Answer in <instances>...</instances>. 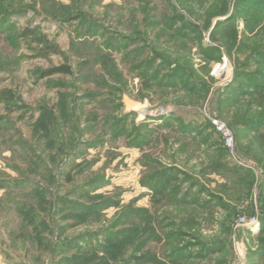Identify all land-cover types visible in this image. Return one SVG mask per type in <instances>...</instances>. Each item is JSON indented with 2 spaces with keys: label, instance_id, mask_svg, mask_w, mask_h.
I'll return each instance as SVG.
<instances>
[{
  "label": "rangeland",
  "instance_id": "374dc122",
  "mask_svg": "<svg viewBox=\"0 0 264 264\" xmlns=\"http://www.w3.org/2000/svg\"><path fill=\"white\" fill-rule=\"evenodd\" d=\"M0 264H264V0H0Z\"/></svg>",
  "mask_w": 264,
  "mask_h": 264
},
{
  "label": "built area",
  "instance_id": "2783aa9c",
  "mask_svg": "<svg viewBox=\"0 0 264 264\" xmlns=\"http://www.w3.org/2000/svg\"><path fill=\"white\" fill-rule=\"evenodd\" d=\"M224 130H225V133L229 135L228 131H226V129H224ZM228 139H229L228 141L230 142L231 138L229 136H228Z\"/></svg>",
  "mask_w": 264,
  "mask_h": 264
},
{
  "label": "trees",
  "instance_id": "16d2710c",
  "mask_svg": "<svg viewBox=\"0 0 264 264\" xmlns=\"http://www.w3.org/2000/svg\"><path fill=\"white\" fill-rule=\"evenodd\" d=\"M67 70V69H66Z\"/></svg>",
  "mask_w": 264,
  "mask_h": 264
}]
</instances>
